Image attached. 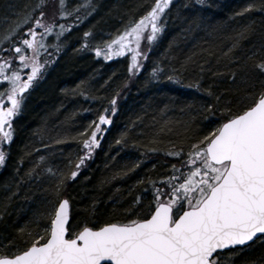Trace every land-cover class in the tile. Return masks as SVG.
I'll use <instances>...</instances> for the list:
<instances>
[{"label": "trees", "instance_id": "16d2710c", "mask_svg": "<svg viewBox=\"0 0 264 264\" xmlns=\"http://www.w3.org/2000/svg\"><path fill=\"white\" fill-rule=\"evenodd\" d=\"M53 1L0 0V58L13 56L12 63L20 64L5 35L29 9L40 5L34 17L45 12L43 3ZM72 1L64 0L72 11L60 20V38L43 53L40 77L22 95L11 120L13 135L3 144L0 252L23 248L32 239L29 232L37 231L33 226H45L59 198L53 191L56 182L77 167L85 151L83 140L102 112L110 117L108 126L98 130V143L77 176L64 177L60 192L69 199L76 227L144 217L155 203L151 182L164 188L161 177L178 179L171 166L182 173L191 145L246 107L260 87L259 76L247 82L242 76L253 63L248 53L258 57L264 51V0H170L158 18L161 30L154 40L146 39L148 26L138 48L132 44L142 53L137 57L140 69L133 72L128 54L108 59L102 51L97 55L94 49L103 46L97 36L110 31L113 41L154 0ZM248 3L256 6L247 9ZM28 25L15 30L11 40L19 42L17 36ZM21 69L10 64L5 74ZM7 88L8 82L0 81V97ZM180 150L179 156L171 154ZM230 261L261 264L264 242L256 240Z\"/></svg>", "mask_w": 264, "mask_h": 264}, {"label": "snow or ice", "instance_id": "6c2138e0", "mask_svg": "<svg viewBox=\"0 0 264 264\" xmlns=\"http://www.w3.org/2000/svg\"><path fill=\"white\" fill-rule=\"evenodd\" d=\"M197 2L204 3L205 0ZM58 5L60 10L54 14L68 15L63 10L64 0H58ZM169 5L170 0H154L150 10L106 44L104 58L122 55L132 44L138 48L142 33L149 25L146 39L153 41L161 30L158 18ZM255 6L248 3L246 8ZM36 9H40L39 4L29 9L4 37L21 63L13 64V56L0 58V81L8 82V105L4 106L5 98H0V165L6 162L3 144L13 135L12 117L21 107L22 97L17 93H23L43 67L37 60L45 46L42 37L53 31L51 21L45 24L43 10L33 17ZM29 22L31 26L24 28L28 36L18 35L20 42L11 40L15 30ZM38 27L43 29L42 33L37 31ZM84 35L87 37L88 33ZM24 46L32 50L31 57L25 56ZM236 46L234 42L232 47ZM136 48L131 50L129 72L140 69L137 57L142 53ZM94 51L101 54L99 47ZM248 57L253 63L245 68L242 79L247 82L260 77V87L252 94V101L191 145L181 164L182 173L176 165L171 166L178 173V179L161 177L164 188L151 182L155 203L144 217L137 214L122 222L100 226L84 223L76 227L70 220L69 199L60 196L64 177L77 176L83 159L98 143L96 137L101 122L110 121V117L102 112L88 138L83 140L85 151L77 160V167L70 173L60 174L53 189L59 198L47 214L45 226L34 225L37 231L35 234L29 232L32 239L23 248L0 252V264H231L230 258L250 244L256 240L264 242V51H260L258 57L249 52ZM26 59L31 70L25 79L21 80L18 70L5 74L10 64L13 68L25 67ZM115 100L114 96L112 112L116 111ZM181 152L171 154L179 156ZM241 264L256 262L242 261Z\"/></svg>", "mask_w": 264, "mask_h": 264}, {"label": "rangeland", "instance_id": "374dc122", "mask_svg": "<svg viewBox=\"0 0 264 264\" xmlns=\"http://www.w3.org/2000/svg\"><path fill=\"white\" fill-rule=\"evenodd\" d=\"M59 10H60V8H59V5H58V0H54L53 3L50 4V8L47 10V12L45 10V14H46V16H45V24H48L51 21L52 22L53 31L51 33H49L47 36H43L42 37L45 46L41 48L40 53L37 56V60L39 61V63L43 67H44V61H45V58H43V57H45V56H43V53L49 50V47H50V46H48L49 44H54L58 40V38H60V33H59L60 31H59L58 28H60V24H61L60 20L63 19L65 16L64 17H59L58 15L54 14L55 12H58ZM63 10L68 13V15H66V16H69V13L72 11V8L69 7V6H65V4H64ZM28 24L29 25L27 27H30L31 23L29 22ZM158 24H159V21H158ZM37 31L42 33L43 29L38 27ZM149 32H150V29H149ZM102 34H104V35L102 36L101 39H99V41L103 44V46H100V49H101V47L102 48L104 47V49H101L102 53H104V51L106 50V47H105L106 44L108 42L112 41V38H111L112 35L110 33L108 34L106 32H103ZM22 35L27 36V35L24 34V31H23ZM97 47L98 46H96V48ZM114 47H116V45H114ZM132 49H133L132 45H129L128 50H126L124 53L128 54V56L131 57V50ZM114 50H115V48H114ZM32 55H33V52H32L31 49H29V53H27L26 57H31ZM17 61L19 63H21L19 60H17ZM24 63H25V67H23L21 69V80L25 79L27 72H29L31 70L30 62L27 59H26V61ZM43 67L38 72L37 77H35L34 80L30 83L29 87H31L33 85V83L40 77V74H41V72L43 70ZM6 96H7V93H6V95H4L3 97L1 96L0 98H5V101H6ZM102 126H103V123H101V127Z\"/></svg>", "mask_w": 264, "mask_h": 264}, {"label": "bare ground", "instance_id": "6f19581e", "mask_svg": "<svg viewBox=\"0 0 264 264\" xmlns=\"http://www.w3.org/2000/svg\"><path fill=\"white\" fill-rule=\"evenodd\" d=\"M72 3H73L72 5H78V3H76V0H73ZM42 6L45 7V9H46V11H47V10L50 8V3H49V2H48V3H43ZM76 8H77V6H76ZM139 16H140V15H139ZM139 16H138V17H139ZM138 17H136V18H138ZM106 33H108V32H106ZM109 33H110V31H109ZM109 33H108V34H109ZM103 35H104V34H98V36H97V40L101 39Z\"/></svg>", "mask_w": 264, "mask_h": 264}, {"label": "flooded vegetation", "instance_id": "af4514ba", "mask_svg": "<svg viewBox=\"0 0 264 264\" xmlns=\"http://www.w3.org/2000/svg\"><path fill=\"white\" fill-rule=\"evenodd\" d=\"M24 34L28 36V33L24 32ZM24 47L27 50V52L29 53V49L26 46H24ZM7 105H8V102H5V105L4 106H7ZM6 127H7V123H6Z\"/></svg>", "mask_w": 264, "mask_h": 264}, {"label": "water", "instance_id": "95a60500", "mask_svg": "<svg viewBox=\"0 0 264 264\" xmlns=\"http://www.w3.org/2000/svg\"><path fill=\"white\" fill-rule=\"evenodd\" d=\"M26 90V89H25ZM18 95H20V94H22V93H17ZM105 125L107 126L108 125V122L107 123H105Z\"/></svg>", "mask_w": 264, "mask_h": 264}]
</instances>
